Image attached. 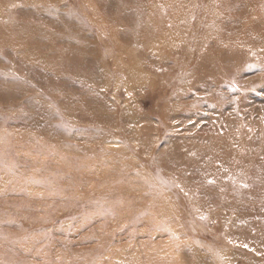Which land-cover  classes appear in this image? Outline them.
Here are the masks:
<instances>
[{
  "label": "rangeland",
  "instance_id": "1",
  "mask_svg": "<svg viewBox=\"0 0 264 264\" xmlns=\"http://www.w3.org/2000/svg\"><path fill=\"white\" fill-rule=\"evenodd\" d=\"M0 264H264V0H0Z\"/></svg>",
  "mask_w": 264,
  "mask_h": 264
}]
</instances>
